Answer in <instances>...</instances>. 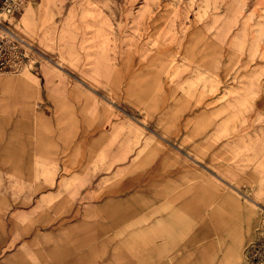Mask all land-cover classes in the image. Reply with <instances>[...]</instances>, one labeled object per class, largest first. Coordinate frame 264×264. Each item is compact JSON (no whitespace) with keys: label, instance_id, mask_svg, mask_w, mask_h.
<instances>
[{"label":"rangeland","instance_id":"1","mask_svg":"<svg viewBox=\"0 0 264 264\" xmlns=\"http://www.w3.org/2000/svg\"><path fill=\"white\" fill-rule=\"evenodd\" d=\"M9 23L33 65L0 72V264H245L264 0H30Z\"/></svg>","mask_w":264,"mask_h":264},{"label":"built area","instance_id":"2","mask_svg":"<svg viewBox=\"0 0 264 264\" xmlns=\"http://www.w3.org/2000/svg\"><path fill=\"white\" fill-rule=\"evenodd\" d=\"M30 0H0V72H16L33 65V55L11 27V17ZM245 264H264V226L244 250Z\"/></svg>","mask_w":264,"mask_h":264},{"label":"crops","instance_id":"3","mask_svg":"<svg viewBox=\"0 0 264 264\" xmlns=\"http://www.w3.org/2000/svg\"><path fill=\"white\" fill-rule=\"evenodd\" d=\"M3 81H7V77L6 78H0V83H2ZM19 84L28 93L27 82L23 79ZM253 222H254V218L253 217H247L246 218L244 226H243V228L241 230V234H240V237H239V240H240L239 242H242L249 234H251ZM233 259H235L233 256L230 257L229 264L232 263L231 260H233Z\"/></svg>","mask_w":264,"mask_h":264},{"label":"bare ground","instance_id":"4","mask_svg":"<svg viewBox=\"0 0 264 264\" xmlns=\"http://www.w3.org/2000/svg\"><path fill=\"white\" fill-rule=\"evenodd\" d=\"M40 3V2H39ZM32 6V5H31ZM31 10V9H30ZM29 10V11H30ZM27 11V12H29ZM27 16V15H26ZM30 45V44H29ZM28 46V45H27ZM63 64V63H62ZM58 65V64H57ZM6 74V73H5ZM24 78L22 76H18L16 77L14 80L17 81L18 83H20ZM7 81H9V78H7ZM5 85V84H4ZM2 86V85H1ZM27 87H28V83H27ZM3 89V87H1ZM2 93V92H1ZM53 98V97H52ZM58 99V98H57ZM5 100L6 98L3 97V93L2 96L0 95V103L5 104ZM55 100V99H54ZM59 101V100H58ZM59 103V102H58ZM13 107V106H12ZM59 108V107H58ZM37 110V109H36ZM19 112V111H18ZM12 114V113H11ZM18 116V115H17ZM20 116V115H19ZM23 118V117H22ZM26 118V117H25ZM22 123V122H21ZM24 123V122H23ZM58 123V122H56ZM58 127V126H57ZM31 130V129H30ZM23 131V130H22Z\"/></svg>","mask_w":264,"mask_h":264}]
</instances>
